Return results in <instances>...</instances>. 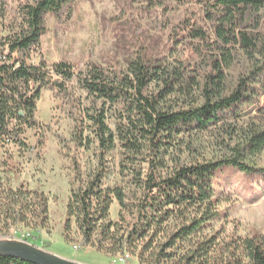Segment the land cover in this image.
I'll return each instance as SVG.
<instances>
[{
  "label": "trees",
  "instance_id": "trees-1",
  "mask_svg": "<svg viewBox=\"0 0 264 264\" xmlns=\"http://www.w3.org/2000/svg\"><path fill=\"white\" fill-rule=\"evenodd\" d=\"M74 1L21 0L0 33V171H12V151L23 156L43 146L42 89H78L85 102L72 140L92 148L95 163L82 171L72 162L67 240L74 227L84 245L141 264H264V233L224 235L214 226L224 215V190L211 180L226 167L264 171L255 164L264 149V0H176L199 3L200 14L171 26L161 47L137 44L124 67L33 61L44 13ZM241 55L246 66L229 78ZM250 115L259 120L239 124ZM201 133L216 138V153L180 159L182 149L195 152L190 136ZM9 180L0 177V232L46 227V195ZM0 264L36 263L0 256Z\"/></svg>",
  "mask_w": 264,
  "mask_h": 264
},
{
  "label": "rangeland",
  "instance_id": "rangeland-1",
  "mask_svg": "<svg viewBox=\"0 0 264 264\" xmlns=\"http://www.w3.org/2000/svg\"><path fill=\"white\" fill-rule=\"evenodd\" d=\"M19 1L0 0V33L14 18ZM159 2L155 5L148 0H75L64 4L57 12L49 10L43 15L39 46L31 59L42 58L48 63L67 61L75 68L89 62L124 67L137 44L156 48L167 44L171 26L190 15V11L194 12L191 14L194 17L201 11L200 4L195 2L188 6H178L176 0ZM240 57L230 69L229 78H234L237 71L246 66V58ZM84 102V93L78 89L73 88L68 93L42 89L37 116L47 128L45 142L35 147L36 136L29 131L27 137L34 147L23 156L12 151V171H0V177L9 176L13 187L22 182L30 189L42 191L47 197L49 222L44 228L12 225L8 231L0 232V239L19 240L22 233L29 232L26 242L70 260L86 264H141L133 255L126 263H121L117 256L84 245L74 227L70 241L64 235L66 205L75 174L72 162L76 159L82 171L89 163H95L93 149L76 146L72 140L74 119L78 118V107ZM244 118L239 124L245 123L247 118L255 123L259 120L254 115ZM84 123H87L85 119ZM190 140L195 152L176 151L184 161L192 156L211 158L218 150L216 138L209 133L192 135ZM255 164L257 168H264V149L256 156ZM211 180L213 185L218 180L223 181L224 190L219 205L224 215L214 226L224 235L264 233V171L243 175L226 167L216 170ZM118 210V203L114 201L110 211L112 219L118 218Z\"/></svg>",
  "mask_w": 264,
  "mask_h": 264
},
{
  "label": "water",
  "instance_id": "water-1",
  "mask_svg": "<svg viewBox=\"0 0 264 264\" xmlns=\"http://www.w3.org/2000/svg\"><path fill=\"white\" fill-rule=\"evenodd\" d=\"M0 256L17 257L36 264H86L61 257L26 241L0 239Z\"/></svg>",
  "mask_w": 264,
  "mask_h": 264
},
{
  "label": "built area",
  "instance_id": "built-area-1",
  "mask_svg": "<svg viewBox=\"0 0 264 264\" xmlns=\"http://www.w3.org/2000/svg\"><path fill=\"white\" fill-rule=\"evenodd\" d=\"M29 236H30L29 232L22 233L19 240H21V241L25 240L26 241V239L29 238ZM117 259H118L117 260L118 262L124 263L126 260L130 259V255L129 254L119 255V256H117Z\"/></svg>",
  "mask_w": 264,
  "mask_h": 264
}]
</instances>
